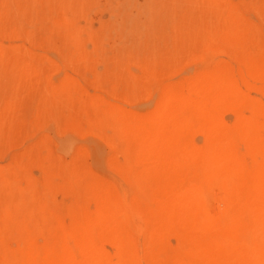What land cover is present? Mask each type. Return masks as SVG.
Here are the masks:
<instances>
[{"label": "rangeland", "instance_id": "374dc122", "mask_svg": "<svg viewBox=\"0 0 264 264\" xmlns=\"http://www.w3.org/2000/svg\"><path fill=\"white\" fill-rule=\"evenodd\" d=\"M262 225L264 0H0V264H245Z\"/></svg>", "mask_w": 264, "mask_h": 264}, {"label": "bare ground", "instance_id": "6f19581e", "mask_svg": "<svg viewBox=\"0 0 264 264\" xmlns=\"http://www.w3.org/2000/svg\"><path fill=\"white\" fill-rule=\"evenodd\" d=\"M210 38H212V37H210ZM222 44V43H221ZM214 122V121H213ZM218 122V121H217ZM210 124H211V122H210ZM220 123H218L217 125H219ZM212 125V124H211ZM211 125H208V126H211ZM217 128H220V125H219V127L218 126H216ZM216 128V129H217ZM217 134H218V132H216ZM194 148V147H193ZM130 151H132V149L130 150ZM127 154H129L128 152H127ZM132 154V153H131ZM130 155V154H129ZM128 155V156H129ZM133 155V154H132ZM127 156V157H128ZM142 157L141 158H138V159H140V163H142V165L144 166V165H147V166H145V168L146 167H148V165H149V163H148V161H149V158L147 157L148 155H141ZM131 158H132V156H130ZM129 157V161H131L132 159ZM150 162H151V160H150ZM153 162V161H152ZM131 163V162H130ZM129 163V164H130ZM158 163H160L161 164V167L163 166L164 167V173L163 174H166V176H167V174H168V176H169V173H171V171L173 170V168L171 167V166H173L172 164H169L170 163V161H167V160H165V159H163V158H161V157H159V160H158ZM158 163H156V166H159L158 167V169L160 168V165H157ZM150 164H152V163H150ZM143 166H142V168H143ZM155 167V166H154ZM142 168H141V170H142ZM144 168V169H145ZM157 168V167H156ZM148 169V168H147ZM158 169H156V170H158ZM161 169V168H160ZM146 170V169H145ZM145 170H143L144 172H141V175H142V173H144L143 175H145V176H147L146 175V171ZM155 170V169H154ZM159 172H162V169H161V171H159ZM174 172V171H173ZM139 173V172H138ZM140 174V173H139ZM174 174V173H173ZM142 175V176H143ZM161 175V174H160ZM141 176V177H142ZM166 176H164V178H166ZM167 176V177H168ZM173 176V175H172ZM136 177H138V176H136ZM140 177V176H139ZM148 177H150L149 175H148ZM160 177V176H159ZM158 177V178H159ZM162 177H163V175H162ZM162 177H160V178H162ZM151 178V177H150ZM154 179L155 181H153L154 182V184L156 183V184H158L159 183V181H160V179ZM138 179V178H137ZM136 179V180H137ZM144 180V177L143 178H140V180ZM146 179V178H145ZM163 179V178H162ZM163 180H166V179H163ZM158 181V182H157ZM161 182V181H160ZM164 182V181H163ZM162 182V183H163ZM166 183H168V181L166 182L165 181V183H163V184H166ZM139 184V183H138ZM151 184V183H150ZM149 184V185H150ZM151 185V188L152 189H155V187L157 186H155V185ZM160 184V183H159ZM158 184V185H159ZM153 186H154V188H153ZM141 187V186H140ZM150 187V186H149ZM159 187V186H158ZM157 188V187H156ZM159 189V188H158ZM160 189H161V187H160ZM86 192V191H85ZM84 192V193H85ZM87 193L88 192H86V195H87ZM146 193V192H145ZM89 194V193H88ZM147 194V193H146ZM77 210H79V209H77ZM82 210V209H81ZM80 213V212H79ZM77 215V214H76ZM84 215V214H83ZM80 216H81V214H80ZM82 218H84L83 216H82ZM87 220V219H86ZM88 222H89V220H87ZM88 222H86V223H88ZM84 225H90V223L89 224H84ZM83 227V226H82ZM82 227H81V229H82ZM87 227L88 226H86V229H87ZM262 227H263V229H261V231L258 233V234H256V235H254L255 237H253V238H251L250 239V242H249V240H247L245 243H248L247 245H246V248H248L249 249V251H248V254H247V256L245 257V261H246V263L245 264H264V225H262ZM73 228H76L75 226L73 227L72 226V229ZM80 229V230H81ZM85 228H84V232H87V231H85L86 230ZM89 229V228H88ZM82 231V230H81ZM89 232V231H88ZM87 232V233H88ZM87 237H90V235L88 236V235H86ZM80 238V237H79ZM78 238V239H79ZM82 240V239H81ZM84 242H87V241H84ZM84 242L82 243V241H81V243L82 244H80V246L82 245V246H86V245H84ZM90 242H91V240H90ZM245 246V245H244ZM84 248V247H83ZM86 248H88V247H85L84 248V250L86 249ZM241 264H244V262H242Z\"/></svg>", "mask_w": 264, "mask_h": 264}]
</instances>
